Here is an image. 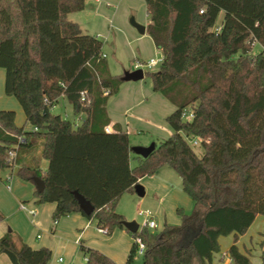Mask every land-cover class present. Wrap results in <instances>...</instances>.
I'll use <instances>...</instances> for the list:
<instances>
[{
	"label": "trees",
	"instance_id": "1",
	"mask_svg": "<svg viewBox=\"0 0 264 264\" xmlns=\"http://www.w3.org/2000/svg\"><path fill=\"white\" fill-rule=\"evenodd\" d=\"M144 1L147 33L163 55L160 69L150 74L153 90L175 107L166 119L172 135L145 159L132 158L128 133L108 115L122 76L111 74L102 42L69 20L86 0H0L4 91L25 116L18 127L14 111L0 110V173L8 170L34 186L41 179L45 188L35 190L36 202L55 204V220L80 213L110 235L125 229L116 211L120 199L170 166L195 211L186 216L179 210L181 226L130 233L146 245L143 264H214L219 239L231 235L235 243L219 261L228 255L232 264H253L236 242L264 216V0ZM255 45L262 51L254 53ZM60 98L84 116L80 125L52 112ZM195 139L202 155L190 143ZM40 159L48 162L46 170ZM75 192L94 207L92 215L81 211ZM80 249L86 264H117L97 250ZM260 249L264 264V233ZM0 253L12 264H47L52 255L11 233L0 239ZM135 254L136 244L127 264Z\"/></svg>",
	"mask_w": 264,
	"mask_h": 264
},
{
	"label": "rangeland",
	"instance_id": "2",
	"mask_svg": "<svg viewBox=\"0 0 264 264\" xmlns=\"http://www.w3.org/2000/svg\"><path fill=\"white\" fill-rule=\"evenodd\" d=\"M105 5V10L99 13V17L89 15L83 19L82 27L84 33L97 37L102 42V53L113 76L123 77L124 72L132 71L136 61L143 65L141 69L145 73V77L141 81L122 83L119 92L112 96L108 103L110 105L117 97L123 95L125 86L130 85L133 87L135 98L125 100L123 104H118L115 107L113 106V110L117 112L122 123H124L123 126L125 132L128 133L130 148L149 147L152 144H158L161 140L168 139L172 135L173 131L166 119L174 108L162 94L153 90L150 74L157 72L161 64L150 69L145 67L152 59H161L163 57L162 53L157 50L148 33L140 35L131 25V20L133 19L137 24L148 27L149 18L145 1L109 0ZM222 19L223 13L219 16V23ZM253 52H261L259 45H255ZM4 84L5 71L0 69V110L14 111L16 113V125L21 127L25 125L23 110L15 97L6 96ZM52 112L70 121L73 125L81 124L83 115H76L65 98L59 100ZM26 129L31 130V126L27 124ZM195 150L199 155L203 154L201 147L195 146ZM33 153L34 157L38 158V150ZM39 163L43 170L47 169V161L40 159ZM133 164L135 166V161ZM162 171H164L162 174L164 183H162L168 185L170 189L169 195H166L167 190L164 187H159L156 183V178H154L156 173ZM6 173H9V171H2L0 177H4ZM156 173L142 178L151 181L155 179L154 183L147 184L148 188L146 190L148 191L143 198L138 197L136 194H127L120 199L116 209L117 213L124 216L126 221H136L139 225L144 221V217L140 216L139 212L150 213L158 224V229L151 230L152 233L161 232L166 225L181 226L183 217L179 210L186 216H191L195 211V204L184 192L182 179L176 170L166 165ZM15 181L25 183L16 174ZM1 185L3 186L2 183ZM141 185L146 188L145 185ZM3 188L17 203V209L13 212L10 206H7V199L4 197L3 192L0 191V205L2 206L0 214L4 218L0 223H3L4 235L11 233L15 241H22L28 244V241H25L27 238L36 248L49 249L52 255L47 264H59L57 263L59 258L63 260L61 264H86L79 245L75 243V240L81 234V230L85 227L84 224L77 226L76 223L70 222L73 221L71 220L73 217L71 215L61 217L57 219L59 228L55 229L53 235L51 232L55 221L53 218V203L37 204L34 192L29 195L28 191H23L22 195H17L15 191L10 194L4 186ZM25 196L26 198L24 199ZM141 200H143L142 203H140ZM19 201L26 205V212L20 210ZM38 207H40L41 211L37 218L30 215L31 209ZM34 220H36L38 225L32 223ZM85 221L88 222L89 220L85 219ZM90 222L95 225L97 223L95 219ZM95 225L84 232L82 236L83 244L93 247L104 255H108L107 253L112 254L117 258V261H124L125 263L129 252L126 248L131 234L122 232L126 237L118 236L121 230L117 228L110 235L104 233L101 235L97 232ZM263 233L264 216H258L244 240L248 246L252 245L251 259L253 263H257L259 260L260 247L257 242ZM38 235L41 236L40 240H37ZM250 236L253 238L252 242H250ZM230 246L231 239L223 237L220 242L221 253L217 257L227 252ZM240 246L242 248L243 245L240 244ZM5 256L8 257L6 254ZM229 259L227 255L219 264H229ZM215 260L217 261V258ZM143 261L144 257L136 252L133 264H143Z\"/></svg>",
	"mask_w": 264,
	"mask_h": 264
},
{
	"label": "crops",
	"instance_id": "3",
	"mask_svg": "<svg viewBox=\"0 0 264 264\" xmlns=\"http://www.w3.org/2000/svg\"><path fill=\"white\" fill-rule=\"evenodd\" d=\"M107 1H109V0H86L85 9L83 11H81V12H78V13H74V14L69 15V20H71L73 22H76L80 26V28H82V31H83V27H82V25H83V22H82L83 19L86 18V16H89V15H94V17H99V13L100 12H103L105 10V6H106L105 3ZM72 16H74V17H72ZM149 23H150V21H149ZM144 27H146V26H144ZM146 33H147V27H146ZM146 33L144 35H146ZM259 47H260V49L262 51V47L260 45H259ZM138 64H140V62L136 61V63L134 64V66L132 68V71L135 70V67ZM125 83H129V82H125ZM133 98H135V95H134V92H133V87H131L130 85H127L123 89V95H120L119 97H117L115 99V101H113L110 105L108 103V106H107L108 115H109V117H110V119L112 121V125L113 124H119L123 131H125V128L123 126L124 123H122L121 118L117 115V112H115V110H113V106L115 107L118 104H123V102L125 100H130V99H133ZM173 108L175 110V107L174 106H173ZM83 118H84V116H82L81 119H83ZM108 129H109V132H110L112 130V126L108 127ZM133 155H134V153L131 152L132 158H133ZM133 162L134 161L132 160V163H131V166L132 167H134ZM135 165H136V162H135ZM163 173H164V171L156 173L154 178H156V183L159 185V187H164L165 190H167L166 195H169L170 189H169L168 185L166 183L163 184L164 183L163 180H162V178H163L162 177L163 176L162 174ZM8 179H9V181H8ZM154 180H152V181L151 180H145V179L139 180V183H138V190L139 191H135L134 193H132V195L136 194L138 197L143 198L146 195L147 191H148V190H146L148 188V185L147 184L148 183H154L155 182ZM1 183L3 184V186L6 188V190L10 194L14 193V191H15L17 195H22V192L23 191H28V194L31 195L33 192L35 193V190H36V187L33 184H30L28 182H25V183H22L21 182V183H19V181L18 182L15 181V176H11L10 177L9 173H6L4 177H0V191L3 192L4 197L7 199V206H10V208H11V210L13 212H14L15 209H17V203H16V201L11 196L8 195V193H6V191L3 188V186L1 185ZM141 184L145 185L146 188H144ZM125 195H127V194H125ZM125 195L123 197H125ZM128 195H130V194H128ZM25 198H26V196L24 197V199ZM142 202H143V200L140 201V203H142ZM21 205H23V208H21ZM19 207H20V210L21 211H23V212H26L27 211V207H26V205L23 202H20L19 201ZM0 208H2L1 205H0ZM40 211H41L40 207H38L36 209L32 208L30 215H32V216H34V217L37 218V216L40 214ZM53 211H55V204H54V207H53ZM70 215L73 216L72 219H71L73 221H70V222L76 223L77 226H81L83 224L85 226L84 229L81 230V234L75 240L76 245H79L80 248H81V246H84L86 248L94 249L93 247L86 246L85 244H83V242H82V236H83V234H84V232L86 230L92 228V226H94L95 224L93 222H90L91 220H89L88 222H86L85 219H87V218L85 216H83L82 214H80V213H73V214H70ZM256 220H257V218H256ZM55 221H57V224H54L53 225V230H51V232H52L53 235H54L55 229H57V227L59 228V226H58V220H55ZM32 223L38 225L37 222H36V220L32 221ZM2 224L3 223H0V239L4 236V228L2 227L3 226ZM253 224H252V226H253ZM95 226L97 228V232L102 235V233L99 231V227H98L97 223H96ZM252 226L249 228L248 232L245 235L240 236L238 238L237 242H236V246L238 247L239 251L241 253H243V254H247L249 256L251 262H252L251 256H252V252H253L252 245L250 244L248 246L244 240L248 236L249 231L251 230ZM120 230L121 231L118 233V236L120 235V236H123L125 238L126 235H124V234H127V233L130 234V232H128L126 229H124V231L122 229H120ZM122 232H125V233L123 234ZM222 238L219 239V243L221 242V239ZM226 238H230L231 239V246L234 245L235 239H234V236L233 235H231L229 237H226ZM24 239H25V237H24ZM40 239H41V236L38 235L37 236V240H40ZM252 240H253V238L250 236V242H252ZM261 240H262V235L259 237V240L257 242L259 244V247H260ZM25 241L26 242L28 241V244L33 249H39V248H36L35 245L31 244L30 241H29V239L26 238ZM134 244H135L134 238L131 235V238L129 239V244H128L127 248H126L127 251H129V252L127 254V259H126L125 263H124V261H121V262L120 261H117V258L115 256H113L112 254L107 253L108 255H106V256L110 257L117 264H127L128 263V260H129L130 253H131L132 249L134 248ZM240 244L243 245L242 248H241ZM94 250H96V249H94ZM102 252H104V251H102ZM225 254H226V252L223 253V255H225ZM83 256L85 258V255L84 254H83ZM260 256H261V249H260V253H259V260H258V262L257 263L256 262L255 263L252 262V263L253 264H261V258H260ZM216 258H217V261L218 262L216 260H214V263L215 264H219L220 263V261H219V258L220 257H217L216 256ZM60 259L62 260V258H59L57 260V263H59V264H61L63 262V260L60 261ZM85 261H86V258H85ZM231 263L232 262L229 259V264H231ZM0 264H12V263H11L10 259L5 256V254H0Z\"/></svg>",
	"mask_w": 264,
	"mask_h": 264
},
{
	"label": "water",
	"instance_id": "4",
	"mask_svg": "<svg viewBox=\"0 0 264 264\" xmlns=\"http://www.w3.org/2000/svg\"><path fill=\"white\" fill-rule=\"evenodd\" d=\"M131 25L138 31V33H140L141 35H144L146 33V27L141 26L139 24H137L133 19L131 20ZM145 77V73L142 69H138V70H134V71H126L123 74L122 80L123 82H138L143 80ZM155 150V144H152L149 147H134L131 148V151L137 155L140 156L142 158H148L151 153ZM34 183H35V187L36 190L41 193L44 188H45V184L44 181H42L39 178H35L34 179ZM136 191L138 190V187H136ZM78 204L80 206L81 211L87 215L90 216L93 214L94 212V207L91 205V203L89 201H87L82 195H80L78 192L74 193ZM124 227L125 229L132 233V234H136L138 232V228H139V224L136 221H126L124 223Z\"/></svg>",
	"mask_w": 264,
	"mask_h": 264
},
{
	"label": "built area",
	"instance_id": "5",
	"mask_svg": "<svg viewBox=\"0 0 264 264\" xmlns=\"http://www.w3.org/2000/svg\"><path fill=\"white\" fill-rule=\"evenodd\" d=\"M162 62H163V58H161V59L160 58L159 59H152L151 61H149V63H147L145 65V67L150 69V68H153V67H155L157 65L162 64ZM141 68H143V65L142 64H138V65H136L135 70H138V69H141ZM184 117L186 119H191L192 118V114H186V115H184ZM106 131L109 132V129L107 128ZM190 143L193 146L199 145V141L197 139L190 140ZM11 155L13 156V154H11ZM8 181H9V179H8ZM21 208H23V205H21ZM139 215L144 217V221H143V223L141 225H139L138 232H141V231H144V230H157L158 229V224L154 220L153 216L150 213L139 212ZM54 224H57V221H55ZM99 231L101 233L106 234V231L104 229H102V228H99ZM134 241H135V244H136V252L143 256V254H144V252L146 250V245H145L143 239L140 236H137V237L134 238ZM60 261H62V260L60 259Z\"/></svg>",
	"mask_w": 264,
	"mask_h": 264
}]
</instances>
